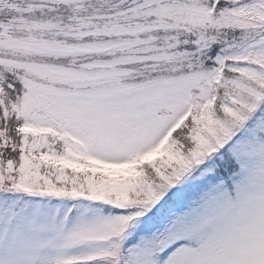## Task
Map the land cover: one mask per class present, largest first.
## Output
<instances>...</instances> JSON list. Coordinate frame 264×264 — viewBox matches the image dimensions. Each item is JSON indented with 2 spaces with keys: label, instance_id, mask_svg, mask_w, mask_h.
<instances>
[{
  "label": "snow or ice",
  "instance_id": "snow-or-ice-1",
  "mask_svg": "<svg viewBox=\"0 0 264 264\" xmlns=\"http://www.w3.org/2000/svg\"><path fill=\"white\" fill-rule=\"evenodd\" d=\"M0 264H264V0H0Z\"/></svg>",
  "mask_w": 264,
  "mask_h": 264
}]
</instances>
